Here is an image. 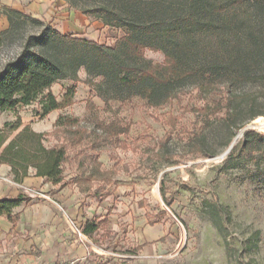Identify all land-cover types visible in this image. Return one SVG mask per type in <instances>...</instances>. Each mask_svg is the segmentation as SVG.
<instances>
[{"label":"rangeland","instance_id":"obj_1","mask_svg":"<svg viewBox=\"0 0 264 264\" xmlns=\"http://www.w3.org/2000/svg\"><path fill=\"white\" fill-rule=\"evenodd\" d=\"M26 1L16 0L21 5ZM50 3L51 10L40 11L0 4L6 19L4 8L9 7L41 22L26 19L20 34L0 48V66L17 58L26 36L47 24L61 34L110 48L130 35L124 27L87 17L65 0ZM215 17L204 16L205 20ZM208 39L205 35L188 40L164 37L159 49H144L143 59L125 57L137 64H162L166 49L200 51ZM184 61L193 64L188 56ZM77 76L76 81L59 79L49 88L57 100L74 88L72 101L64 108L41 117L36 100L0 114V127L5 121L15 122L18 115L17 131L29 126L44 133L46 146L65 147L63 175L68 189L78 190L73 180L94 170L102 172L89 182H78L82 187L90 185L87 192L76 191L73 210L80 217H66L67 234L59 242L45 244L47 251L59 249L43 264H264V154L254 161L238 150L230 155L241 130L221 146L228 136L221 115L212 105L206 110L210 121H203L205 101L196 93L193 79L172 80L156 94L140 85L122 86L112 76L87 73L83 67ZM261 82L247 79L233 84L236 102L258 96L263 102L258 110L264 111ZM63 116L77 122L55 125ZM245 126L264 131L255 119ZM200 128L204 141L194 136ZM7 177L0 174V181L7 184ZM43 184H18L17 190L39 202L54 200L58 186ZM162 189L169 205L162 200ZM211 218L222 226L221 232ZM84 220L97 224L90 237L81 232Z\"/></svg>","mask_w":264,"mask_h":264},{"label":"trees","instance_id":"obj_2","mask_svg":"<svg viewBox=\"0 0 264 264\" xmlns=\"http://www.w3.org/2000/svg\"><path fill=\"white\" fill-rule=\"evenodd\" d=\"M69 7L104 25L115 24L130 31L113 48L97 42L61 34L50 25H44L37 34H29L22 42L21 50L12 61L0 66V114L16 111L39 101L40 116L64 108L72 101L74 88H69L60 100L49 91L53 83L62 78L78 79L77 70L83 67L87 73L118 80L122 86L140 85L143 91L156 93L157 89L172 80L191 78L195 90L205 101L202 119L210 121L206 110L215 105L221 115L220 122L228 132L221 146H227L232 136L241 130L238 142L231 153L238 150L250 160L264 154V131L246 127V123L264 111L258 110L261 98L250 97L236 102L230 87L247 79L260 80L264 85V0H65ZM8 27L0 32V48L20 34L23 23L30 19L41 24L22 11L4 8ZM214 14L213 20L204 16ZM205 35L208 41L195 48L176 47L165 50L162 64H142L127 61L125 55L143 59L146 48L157 50L164 37L185 40ZM190 59L189 65L184 60ZM137 77V80L133 79ZM85 83L90 85L89 80ZM47 91V92H45ZM219 95V99L215 98ZM77 119L58 117L55 125L76 123ZM5 121L0 127V164L10 168L12 181L20 184L25 177H41L53 186L65 187L69 183L63 175L67 161L62 145L46 146L44 133L29 126ZM17 131L13 136L11 134ZM196 139L204 141V129H197ZM215 152H206L212 155ZM227 159V158H226ZM97 174V175H95ZM102 172L94 170L80 180H73L81 193L90 185L79 186L81 180L90 181ZM97 196V192H94ZM162 200L169 205L164 189ZM30 197L24 194L0 198V215L15 223L18 214L12 210ZM221 232L222 226L211 218ZM97 224L87 221L82 234L91 236Z\"/></svg>","mask_w":264,"mask_h":264},{"label":"crops","instance_id":"obj_3","mask_svg":"<svg viewBox=\"0 0 264 264\" xmlns=\"http://www.w3.org/2000/svg\"><path fill=\"white\" fill-rule=\"evenodd\" d=\"M0 4L16 9L29 11L51 10L50 0H29L22 4L13 0H0ZM8 27V21L0 14V32ZM0 174L7 175L10 180L3 184L0 181V198L16 196L18 183L12 181L9 166L0 164ZM55 187L44 182L41 177H25L20 184L29 185L37 183ZM3 184V185H2ZM76 189L72 191L65 187H57L53 199L39 202L30 199L12 210L18 214L13 224L5 216L0 215V264H43L48 261V255L58 249L47 251L45 244H53L64 239L68 231L66 217L74 220L80 216L73 210V204L78 199ZM87 220H84V223Z\"/></svg>","mask_w":264,"mask_h":264},{"label":"bare ground","instance_id":"obj_4","mask_svg":"<svg viewBox=\"0 0 264 264\" xmlns=\"http://www.w3.org/2000/svg\"><path fill=\"white\" fill-rule=\"evenodd\" d=\"M255 121L258 123L259 127H264V116L255 118Z\"/></svg>","mask_w":264,"mask_h":264},{"label":"built area","instance_id":"obj_5","mask_svg":"<svg viewBox=\"0 0 264 264\" xmlns=\"http://www.w3.org/2000/svg\"><path fill=\"white\" fill-rule=\"evenodd\" d=\"M55 264H62V262H56ZM73 264V263H72Z\"/></svg>","mask_w":264,"mask_h":264}]
</instances>
